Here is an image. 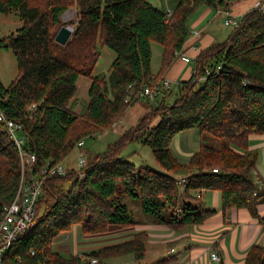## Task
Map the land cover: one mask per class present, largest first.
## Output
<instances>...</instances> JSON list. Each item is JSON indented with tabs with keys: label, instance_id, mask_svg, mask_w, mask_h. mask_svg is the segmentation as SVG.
I'll return each mask as SVG.
<instances>
[{
	"label": "trees",
	"instance_id": "trees-1",
	"mask_svg": "<svg viewBox=\"0 0 264 264\" xmlns=\"http://www.w3.org/2000/svg\"><path fill=\"white\" fill-rule=\"evenodd\" d=\"M202 4L224 8L227 3L177 0L166 15L147 0H0V13L16 10L21 21L14 32L0 38V49L12 51L17 67L9 84L0 81V109L7 118L21 121L25 147L35 155L33 169L49 160L62 161L84 135L115 126L140 99L138 90L163 76L189 35L188 18ZM71 8V36L61 45L53 29ZM152 42L162 46L156 73L150 70ZM98 44L115 53L107 77L92 74ZM79 76L91 81L88 101L76 113ZM32 102L36 107L30 112ZM152 107L103 151L86 158L82 168L46 178L34 222L13 242L8 264H79L83 255L100 264L122 255L140 261L146 252L145 231L82 255L52 248L57 235L74 224L84 234H99L109 225L139 223L124 197L137 199L144 215L171 227L198 224L215 212L204 207L199 195L193 196L203 189L220 192L224 217L234 206L260 218L257 205L264 203V179L255 173L258 152L248 143L251 134H264V10L251 8L223 41L201 50L191 76L177 83L175 98H162ZM193 128L215 137L217 145L201 142L181 162L171 153V140ZM131 142L149 146L161 170L124 158L122 150ZM182 172L187 184L180 191L172 174ZM19 176L18 150L0 122V210L13 199ZM174 261V256L161 257L147 264ZM243 264H264V246L251 245Z\"/></svg>",
	"mask_w": 264,
	"mask_h": 264
},
{
	"label": "crops",
	"instance_id": "crops-1",
	"mask_svg": "<svg viewBox=\"0 0 264 264\" xmlns=\"http://www.w3.org/2000/svg\"><path fill=\"white\" fill-rule=\"evenodd\" d=\"M147 1L158 8L155 0ZM166 1V9L159 8L165 13L172 11L176 4L174 0ZM170 1L174 4L172 7L168 6ZM257 1L226 0L227 4L224 8H219L225 9L230 14L241 18L245 12L255 7ZM224 18V13L218 12L217 8L206 4L200 5L188 18L187 28L189 35L182 47L174 52V58L163 76L171 80L189 78L195 66V58L199 52L212 44L223 41L231 31V29L226 31L219 27L220 23L224 24ZM176 52L185 54L190 58V61L184 62L176 55ZM188 64L191 66L188 67ZM164 97L162 96V98ZM196 131V135L203 142V134H200L198 130ZM182 146L186 147L182 145L180 138V141L177 142L178 153L181 156L186 154L188 158L183 161L177 159L181 162H186L193 152L185 153ZM248 148L255 149L258 152L255 173L264 179V134H251ZM192 193L193 196L199 195L205 208L215 210L211 216L206 217L198 224L171 227L166 224L155 223L142 214L137 219L135 218L139 222L135 225L128 227L109 225L106 232L99 234L110 235L111 232H115L118 235L114 236V238H123L117 241L118 243L130 239L136 232L145 231L148 236L146 252L149 249L154 256L166 258L174 256L175 261L172 264H243L247 250L251 245L264 246V203L257 205V213L260 218L251 216L246 208L234 206L227 209L226 217H224L221 209V194L218 190L203 189ZM170 248H173L171 254L168 253ZM212 251L217 252L219 260H211L210 253ZM83 252L85 253L86 251ZM76 253L79 254L80 252L74 251L72 254Z\"/></svg>",
	"mask_w": 264,
	"mask_h": 264
},
{
	"label": "rangeland",
	"instance_id": "rangeland-1",
	"mask_svg": "<svg viewBox=\"0 0 264 264\" xmlns=\"http://www.w3.org/2000/svg\"><path fill=\"white\" fill-rule=\"evenodd\" d=\"M158 8L166 9L167 1L166 0H155ZM176 0H174V3ZM173 2H169L168 6L172 7ZM75 20V9L71 8L66 10L60 16V22L53 29L54 35L56 34L58 28L63 25L69 23V21ZM19 26H21V21L16 10H11L8 13H0V38L8 36L10 33L14 32ZM219 27H222L223 30L229 31L231 28L229 26L220 23ZM97 49L99 51V57L95 64L93 75L96 74H104L106 77L109 74L110 64L115 57V53L109 49L107 46L98 44ZM151 64L150 70L151 72H155L158 70L160 63V54H161V45L157 42L151 43ZM191 65L188 64V67ZM187 67V68H188ZM17 72L16 67V58L13 55L10 49H0V81L7 85L12 79L15 77ZM180 80H172L173 84L171 89L165 92L163 95H160L155 100L149 101L147 99L140 98L135 103L130 105L123 118L118 119L115 126H112L109 129H105L102 131H98L92 134H86L83 136V145L79 148H74L68 156L62 160L64 166L71 170H78L77 168V159L80 155L83 154V157L87 159L92 158V156L98 152L103 151L108 144L112 143L119 133L132 127L137 124L139 119L143 114L148 113L150 109H152L154 105L160 102L162 96H165V102H171L172 99L177 95V83L184 80L179 78ZM188 79V78H187ZM185 79V80H187ZM90 78L79 76L76 81V93L74 97V106L73 111L79 113L86 105L88 101L87 91L90 85ZM155 119L152 121V123ZM196 129L184 130L182 132L177 133L171 140L170 150L175 158L180 160H186L188 157L186 154L180 155L177 149V142L180 141L182 145V149L185 153L195 152L198 150L200 146V138L196 135ZM203 143L209 145H217V139L210 135H203ZM199 144V145H198ZM122 155L126 158L130 163H133L136 166H148L154 170H161L160 166L156 162L152 150L147 145H142L137 142H131L126 145L122 150ZM182 174H172L176 179L179 177H183L186 175ZM125 204L128 205L129 209L132 211L134 218H138L142 216V211L139 206V201L137 199L124 197L122 200ZM118 235L115 232H111L110 235L105 234H84L78 225L74 224L70 230L61 232L57 235L52 243L53 250L59 251L63 254H72L74 251L80 252L79 255H82V251L89 252L90 250H95L103 245L117 243V241L123 238H114V236ZM165 246V245H164ZM78 255V253H76ZM88 256V255H83ZM90 256V255H89ZM161 258V256H154V254L148 249L143 259L140 261H135V259L131 255H122L116 257H109L104 259L103 264H147L155 261L156 259ZM98 261V260H97ZM100 264V261L97 262Z\"/></svg>",
	"mask_w": 264,
	"mask_h": 264
},
{
	"label": "built area",
	"instance_id": "built-area-1",
	"mask_svg": "<svg viewBox=\"0 0 264 264\" xmlns=\"http://www.w3.org/2000/svg\"><path fill=\"white\" fill-rule=\"evenodd\" d=\"M255 7L264 10V0H258L255 3ZM217 11L224 13V24L231 29L236 27L240 18L230 14L225 9L217 7ZM171 11H167L166 15H169ZM176 55L180 57L184 62H189L190 58L181 52H176ZM173 81L168 77L161 76L158 80H151L147 84H144L136 93L137 96L149 101L155 100L160 95H163L169 89H171ZM36 107L34 102L28 104L27 110L32 111ZM0 122L5 128L8 137L12 140L18 150L19 162H20V176L18 186L10 203L2 206L0 210V264H8L7 257L8 252L11 249L13 242L16 238L24 233L34 222L36 215V206L42 193V187L47 177L52 175H65L67 168L62 161L52 162L47 161L44 166L34 170L35 155L28 151L25 147V135L22 129V123L19 119H10L0 109ZM83 145V138H80L75 147L79 148ZM85 158L83 154L77 159V168L80 169L85 164ZM212 171L217 172V168H213ZM80 178L83 174L79 173ZM179 186V190L183 191L187 179L185 176L176 179ZM173 248L168 250L171 254ZM34 252L31 251V254ZM210 258L213 261L219 260V255L216 251L210 253ZM14 261H20L19 257H16ZM97 258L93 256H83L79 264H97Z\"/></svg>",
	"mask_w": 264,
	"mask_h": 264
},
{
	"label": "water",
	"instance_id": "water-1",
	"mask_svg": "<svg viewBox=\"0 0 264 264\" xmlns=\"http://www.w3.org/2000/svg\"><path fill=\"white\" fill-rule=\"evenodd\" d=\"M71 32H72V27L70 25L63 24L58 28L56 34L54 35V40L57 43L64 45L71 36Z\"/></svg>",
	"mask_w": 264,
	"mask_h": 264
}]
</instances>
